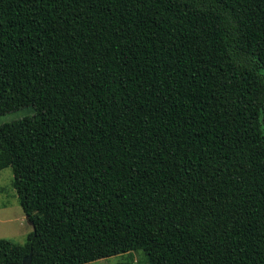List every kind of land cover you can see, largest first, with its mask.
<instances>
[{
  "label": "trees",
  "instance_id": "1",
  "mask_svg": "<svg viewBox=\"0 0 264 264\" xmlns=\"http://www.w3.org/2000/svg\"><path fill=\"white\" fill-rule=\"evenodd\" d=\"M0 170L34 230L0 264H264V0H0Z\"/></svg>",
  "mask_w": 264,
  "mask_h": 264
},
{
  "label": "rangeland",
  "instance_id": "2",
  "mask_svg": "<svg viewBox=\"0 0 264 264\" xmlns=\"http://www.w3.org/2000/svg\"><path fill=\"white\" fill-rule=\"evenodd\" d=\"M33 115L30 107L0 116V125L10 123ZM12 172L10 168L0 170V239L10 240L16 244H24L33 227L26 221L18 199L12 189ZM88 264H147L140 251L129 252L97 260Z\"/></svg>",
  "mask_w": 264,
  "mask_h": 264
},
{
  "label": "water",
  "instance_id": "3",
  "mask_svg": "<svg viewBox=\"0 0 264 264\" xmlns=\"http://www.w3.org/2000/svg\"><path fill=\"white\" fill-rule=\"evenodd\" d=\"M26 221L27 223L33 227L34 230V226L33 223L29 221V218L26 216ZM30 263V255H28L26 258H24L23 264H29Z\"/></svg>",
  "mask_w": 264,
  "mask_h": 264
}]
</instances>
